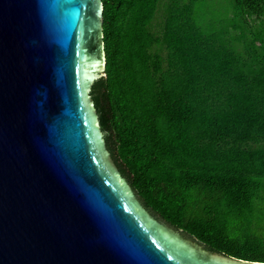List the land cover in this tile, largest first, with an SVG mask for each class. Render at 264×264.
<instances>
[{
  "label": "trees",
  "instance_id": "1",
  "mask_svg": "<svg viewBox=\"0 0 264 264\" xmlns=\"http://www.w3.org/2000/svg\"><path fill=\"white\" fill-rule=\"evenodd\" d=\"M206 1L102 0L106 74L89 97L143 208L264 262V0H228L222 25Z\"/></svg>",
  "mask_w": 264,
  "mask_h": 264
},
{
  "label": "water",
  "instance_id": "2",
  "mask_svg": "<svg viewBox=\"0 0 264 264\" xmlns=\"http://www.w3.org/2000/svg\"><path fill=\"white\" fill-rule=\"evenodd\" d=\"M102 23V0H0V264H264L182 237L120 176L89 97Z\"/></svg>",
  "mask_w": 264,
  "mask_h": 264
},
{
  "label": "rangeland",
  "instance_id": "3",
  "mask_svg": "<svg viewBox=\"0 0 264 264\" xmlns=\"http://www.w3.org/2000/svg\"><path fill=\"white\" fill-rule=\"evenodd\" d=\"M227 5H228V0H209V2L207 3V6L210 8V11H211L212 18L215 19V21H213L214 25L223 24L220 18L226 16ZM206 23H209V21L207 20ZM166 225L169 226V224L167 223ZM182 237L187 238V239H192L188 234H185V233L182 234Z\"/></svg>",
  "mask_w": 264,
  "mask_h": 264
}]
</instances>
